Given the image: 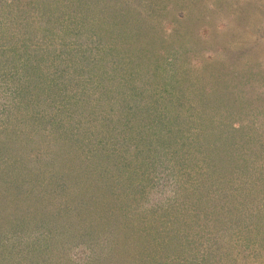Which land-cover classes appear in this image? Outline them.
<instances>
[{"label":"rangeland","instance_id":"obj_1","mask_svg":"<svg viewBox=\"0 0 264 264\" xmlns=\"http://www.w3.org/2000/svg\"><path fill=\"white\" fill-rule=\"evenodd\" d=\"M12 57L0 264H264V0H0Z\"/></svg>","mask_w":264,"mask_h":264},{"label":"trees","instance_id":"obj_2","mask_svg":"<svg viewBox=\"0 0 264 264\" xmlns=\"http://www.w3.org/2000/svg\"><path fill=\"white\" fill-rule=\"evenodd\" d=\"M3 67H5V68H14L15 67V63H14L13 57H12V60L11 61L6 60L4 62H1V60H0V69H2ZM0 74L2 75L3 73H0ZM0 79L3 80V78H1V77H0Z\"/></svg>","mask_w":264,"mask_h":264}]
</instances>
